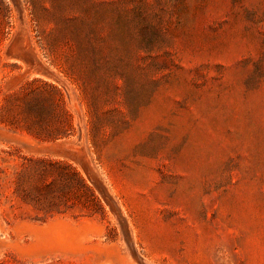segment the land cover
Instances as JSON below:
<instances>
[{
	"label": "rangeland",
	"instance_id": "rangeland-1",
	"mask_svg": "<svg viewBox=\"0 0 264 264\" xmlns=\"http://www.w3.org/2000/svg\"><path fill=\"white\" fill-rule=\"evenodd\" d=\"M0 264H264V0H0Z\"/></svg>",
	"mask_w": 264,
	"mask_h": 264
}]
</instances>
